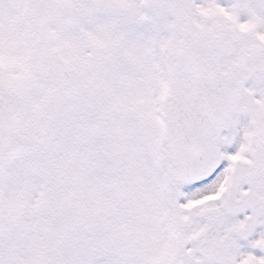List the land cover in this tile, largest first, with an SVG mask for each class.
Here are the masks:
<instances>
[{
	"label": "snow or ice",
	"instance_id": "obj_1",
	"mask_svg": "<svg viewBox=\"0 0 264 264\" xmlns=\"http://www.w3.org/2000/svg\"><path fill=\"white\" fill-rule=\"evenodd\" d=\"M257 228L264 0H0V264H264Z\"/></svg>",
	"mask_w": 264,
	"mask_h": 264
},
{
	"label": "flooded vegetation",
	"instance_id": "obj_2",
	"mask_svg": "<svg viewBox=\"0 0 264 264\" xmlns=\"http://www.w3.org/2000/svg\"><path fill=\"white\" fill-rule=\"evenodd\" d=\"M230 133L228 132L227 135H229ZM233 145V152L236 150V148L238 147L237 145H235V140L232 142V144H230V146ZM261 231H264V228H257L253 231L252 235L247 239V241H242L241 243H237L238 244V250L240 253H250L256 257H259V253L257 252V249L250 248L248 247V245L254 241L255 239L259 238V233ZM264 254V253H263Z\"/></svg>",
	"mask_w": 264,
	"mask_h": 264
},
{
	"label": "rangeland",
	"instance_id": "obj_3",
	"mask_svg": "<svg viewBox=\"0 0 264 264\" xmlns=\"http://www.w3.org/2000/svg\"><path fill=\"white\" fill-rule=\"evenodd\" d=\"M221 2H227V0H221ZM148 27L149 26H144V30H147L148 29ZM227 135V134H226ZM226 135H222V136H226ZM237 146H239V144H236ZM233 145L232 146H230V145H223V146H221V151H227V152H229V153H231V152H233ZM243 240H238L237 241V243H241ZM254 250V249H253ZM257 252L258 253H260V256H262L263 255V253H261L260 252V250L259 249H257Z\"/></svg>",
	"mask_w": 264,
	"mask_h": 264
},
{
	"label": "water",
	"instance_id": "obj_4",
	"mask_svg": "<svg viewBox=\"0 0 264 264\" xmlns=\"http://www.w3.org/2000/svg\"><path fill=\"white\" fill-rule=\"evenodd\" d=\"M224 132H226V130L222 131L221 133H224Z\"/></svg>",
	"mask_w": 264,
	"mask_h": 264
}]
</instances>
